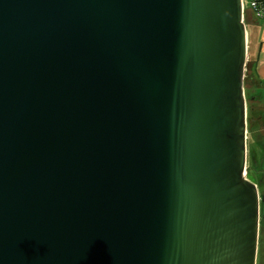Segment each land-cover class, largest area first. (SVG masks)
<instances>
[{
	"label": "water",
	"instance_id": "1",
	"mask_svg": "<svg viewBox=\"0 0 264 264\" xmlns=\"http://www.w3.org/2000/svg\"><path fill=\"white\" fill-rule=\"evenodd\" d=\"M241 10L0 0V264H256Z\"/></svg>",
	"mask_w": 264,
	"mask_h": 264
},
{
	"label": "crops",
	"instance_id": "2",
	"mask_svg": "<svg viewBox=\"0 0 264 264\" xmlns=\"http://www.w3.org/2000/svg\"><path fill=\"white\" fill-rule=\"evenodd\" d=\"M253 22L251 32H248L247 58L250 66L248 74H251V77L245 92L249 99L253 98L256 100L254 104L257 106L258 111H261V128L258 132L259 134L261 133V136L252 142L250 158L253 168L260 175L259 182L253 183L263 186V193L260 196L264 197V20L262 22ZM250 101L252 102V99ZM256 264H264V224L260 226L258 234Z\"/></svg>",
	"mask_w": 264,
	"mask_h": 264
},
{
	"label": "rangeland",
	"instance_id": "3",
	"mask_svg": "<svg viewBox=\"0 0 264 264\" xmlns=\"http://www.w3.org/2000/svg\"><path fill=\"white\" fill-rule=\"evenodd\" d=\"M254 22L252 20H249L248 21H245V26L246 27H250V29H248V32H251V26ZM249 63L247 61V64H246V72H245V79H244V87H245V90H246V86H245V80H247L246 82V85L248 84L249 86V80H250V77H251V74L247 75V73L249 72ZM245 96H246V101H247V116H246V122H247V152H248V158H247V169H249L250 171L246 170V178L251 181V182H254V183H258L259 182V179H260V175L258 174V172L256 171L255 168H253L252 166V163H251V158H250V154L252 152V142L254 140H257L258 138H260V134L259 133H256V134H251V132L249 131V116H250V111H249V96L246 94L245 92ZM255 169V171H254ZM249 172V173H248ZM258 178V179H257ZM257 185V188H258V192H259V195H261V193H263V186L261 184H256Z\"/></svg>",
	"mask_w": 264,
	"mask_h": 264
},
{
	"label": "built area",
	"instance_id": "4",
	"mask_svg": "<svg viewBox=\"0 0 264 264\" xmlns=\"http://www.w3.org/2000/svg\"><path fill=\"white\" fill-rule=\"evenodd\" d=\"M242 22L249 19L259 22L264 19V0H241Z\"/></svg>",
	"mask_w": 264,
	"mask_h": 264
},
{
	"label": "trees",
	"instance_id": "5",
	"mask_svg": "<svg viewBox=\"0 0 264 264\" xmlns=\"http://www.w3.org/2000/svg\"><path fill=\"white\" fill-rule=\"evenodd\" d=\"M263 20L264 19H262L259 22H262ZM249 22H250V19H249ZM247 75H249V74L247 73ZM246 82H247V80H245V86L247 87ZM250 99H252V102L250 101ZM250 99H249L250 116H249L248 123H249V126H250L249 127V129H250L249 131L251 132V134L254 135V134L258 133L259 129L261 128V125H260L261 111H258L257 106L254 104L256 102V100L253 99V98H250ZM247 170L250 171L249 169H247Z\"/></svg>",
	"mask_w": 264,
	"mask_h": 264
}]
</instances>
